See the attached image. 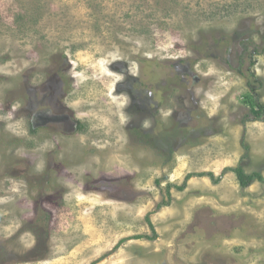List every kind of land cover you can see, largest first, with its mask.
<instances>
[{"label":"rangeland","instance_id":"374dc122","mask_svg":"<svg viewBox=\"0 0 264 264\" xmlns=\"http://www.w3.org/2000/svg\"><path fill=\"white\" fill-rule=\"evenodd\" d=\"M250 42L264 0H0V264H264Z\"/></svg>","mask_w":264,"mask_h":264},{"label":"trees","instance_id":"16d2710c","mask_svg":"<svg viewBox=\"0 0 264 264\" xmlns=\"http://www.w3.org/2000/svg\"><path fill=\"white\" fill-rule=\"evenodd\" d=\"M252 45L251 51H248L247 56L248 58H251V56L255 54H259L264 50V46L262 48H259L255 43H248L244 46L243 53L248 50V48ZM239 62L242 63V53L239 55ZM253 63L252 60H249L248 64L251 65ZM237 72L242 77H245L247 80V84L249 86V93L244 94V102L248 105V113L246 115V118H249L250 120H262L264 119V106L262 103L259 102L257 98V91H255L252 87H250V80L253 76L252 73L248 72V75H246L240 68H237ZM236 175V179L241 187H247L249 186L253 180H258L261 182H264V178L261 176L258 172H251L246 173L241 166H237L236 168L232 169ZM183 186V185H182ZM182 186L179 188L181 189ZM151 228L153 229L152 224L150 223ZM142 236H137V238H141Z\"/></svg>","mask_w":264,"mask_h":264}]
</instances>
